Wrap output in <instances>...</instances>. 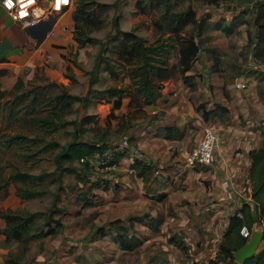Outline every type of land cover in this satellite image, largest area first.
<instances>
[{
	"label": "rangeland",
	"instance_id": "obj_1",
	"mask_svg": "<svg viewBox=\"0 0 264 264\" xmlns=\"http://www.w3.org/2000/svg\"><path fill=\"white\" fill-rule=\"evenodd\" d=\"M261 1L169 0V11L191 5L202 24L196 38L200 50L187 72L194 76V87L182 83L177 54L172 52L168 60L171 77L160 84L157 102L132 116L127 99L115 109L99 92L129 82L127 67L116 52L122 31L134 30L147 43L168 36L164 4L160 0H73L64 16L55 15L61 39H56L54 27L43 41L47 48L29 65L28 76L18 87L5 89L0 100V181L14 171H55L54 157L60 147L42 146L48 141L63 146L77 131L68 124L50 132L37 118L59 113L62 94L80 98L62 110L64 119L79 121L85 115H97V123H89L78 138L95 140L107 130L106 143L114 151L123 149L124 156L110 167L97 158L87 168L74 161L75 172L48 176L36 186L11 182L2 189L0 209L38 216L28 241H4L0 235V264H13L10 260L16 264H209L215 260L228 216L239 202L236 195H243L236 186L249 194L248 167L237 154L245 148L236 143L226 151L221 144L209 166L190 167L187 156L205 127L216 134L224 131L225 137L231 128L239 133L252 130L258 136L249 138L248 148L261 145L264 55H254L258 47L252 15L231 34L211 28L221 17L229 24L233 6L241 10ZM136 2L146 8L145 13ZM75 11L83 14L76 22ZM155 21L162 22L163 30L155 28ZM194 31L195 24L188 25L182 34L195 35ZM76 36L95 41L80 45ZM108 64L116 76L105 67ZM238 82L245 88L238 89ZM200 105L205 106L207 118L196 109ZM217 105L227 111L217 110ZM154 109L158 112L153 113ZM163 126L172 131L160 133L158 128ZM14 135L27 139L7 146L5 140ZM34 137L42 140L31 142ZM217 151L225 152L227 169L221 166L224 161L218 159ZM18 186L40 194L20 199L15 193ZM49 228H55V233L46 234ZM120 235L127 236L131 248L121 246Z\"/></svg>",
	"mask_w": 264,
	"mask_h": 264
},
{
	"label": "trees",
	"instance_id": "obj_2",
	"mask_svg": "<svg viewBox=\"0 0 264 264\" xmlns=\"http://www.w3.org/2000/svg\"><path fill=\"white\" fill-rule=\"evenodd\" d=\"M164 4V15L167 17L166 29L168 36L164 39L157 38L151 43H147L146 39L135 33L134 30L122 31V37L117 44V55L119 60L127 67L125 77L129 79L128 84L122 86H108L102 89L99 93L102 98L112 102V108L118 109L121 107L124 99H127L128 113L132 116L136 111H141L143 107L149 105H155L157 102L158 91L161 87V83L168 80L171 77L172 69L168 63L169 56L172 52L177 54V67L179 73L182 75V83L188 86L190 89L194 87V76L187 72L193 66V63L199 53L200 47L197 41L199 35L198 29L201 25L196 19L194 8L188 5L186 8L169 11V0H160ZM136 5L140 7V11L145 13L146 8L141 7L140 2H136ZM217 6V5H216ZM233 12L229 16V24H225V18H218L216 23L211 27L214 30H218L225 34H231L238 26L247 23V15H252V24L255 26L254 44L257 45L258 50L254 52L255 56L264 55V0L256 3L253 7H245L238 10L237 6L231 8ZM78 16H83L81 12H73V19L77 20ZM195 24V35L190 33L188 35L182 34L183 29L188 25ZM205 24V22H204ZM203 24V25H204ZM154 26L157 30L161 31L164 28L162 22H154ZM76 40L80 45L85 42H94L92 37L79 38L76 36ZM105 67L109 68V72L115 73L112 69V65L108 64ZM68 69V67H67ZM107 70V68H105ZM67 77L74 80L72 75ZM21 80H17L14 87H18ZM92 82H90L91 84ZM4 95V90H0V100ZM63 101V107L58 112L53 111L50 115L38 117L37 119L41 123L42 127L47 131L53 132L58 127H64L68 124H72L76 135L65 145L60 146L55 141L46 142L41 149L49 147H60L59 152L54 157L56 169L54 172L47 173L42 172L39 174H31L22 171H14L8 174V176L0 181V192L7 187L11 182H27L33 186L42 183L46 177L57 174L59 177L63 172L69 173L75 172L73 167L74 161H80L81 158L91 157L95 153L103 155L109 149L108 142L106 143L107 130L100 133L95 140L86 141L78 138L82 132L87 128L89 123H97V115H85L79 121L66 120L62 116V110L70 109L73 101H79L80 98L75 95L62 94L60 96ZM206 114L205 106L200 105L196 108ZM217 110L227 111L223 106H216ZM172 129L169 127H160V133H170ZM260 136L262 138L261 145L257 148H253L248 151L250 158V166L248 169V180L251 185V199L252 204L247 201H243L239 208H237L233 214L228 217L227 226L223 232V241L220 242L218 247V253L215 260H211L209 264H238L234 261L233 252L242 246L247 238H244L240 234L242 226H246L251 232L253 231L256 223L260 224L262 231V241L259 245L256 253L241 264H264V124L260 126ZM27 139L25 136L14 135L8 137L5 142L6 145H11L14 140ZM42 140L39 137H34L31 142ZM114 148V147H112ZM40 149V150H41ZM116 149V148H114ZM39 150V151H40ZM124 156V150H113L110 153L106 166H113L118 162L120 157ZM140 160L135 159L136 164H140ZM84 167H89L88 162H81ZM16 195L20 199H30L40 194L38 190L26 187H16ZM83 199L85 197H82ZM38 215L33 212L26 214L19 211L3 210L0 209V219L4 222L0 233L5 237L6 241L12 239L22 238L24 241H28L34 233L31 226L35 223ZM57 223V222H55ZM121 230L125 231L124 227ZM101 235H104L102 229H99ZM54 234L55 228H49L46 234ZM42 235L41 232H39ZM119 243L124 249L131 248L129 239L126 235L118 236ZM179 243V242H177ZM11 263L16 264L15 261L10 260Z\"/></svg>",
	"mask_w": 264,
	"mask_h": 264
},
{
	"label": "crops",
	"instance_id": "obj_3",
	"mask_svg": "<svg viewBox=\"0 0 264 264\" xmlns=\"http://www.w3.org/2000/svg\"><path fill=\"white\" fill-rule=\"evenodd\" d=\"M67 12L68 10L61 15L64 16L65 13ZM64 22L68 24L67 17L64 19ZM55 25L57 26L58 24L57 23L55 24L54 22L52 29L55 27V30L57 32L56 39L59 40L61 39L59 37V34L62 31L60 30V25L58 26V28ZM44 39L38 44L36 35L28 34L25 28L21 27L18 23L12 21L9 15L0 6V90L3 91L7 88L14 87V84L16 83L18 79L22 81L24 77L28 76L27 74L28 72L26 73V71L29 70L30 68L29 65L33 63V60L37 59L38 55L41 53L43 49L47 48L46 43L43 42L45 41ZM24 73L26 74L25 76H23ZM193 82H194V79H193ZM156 110L154 109L153 113L158 112ZM162 114H163V111L159 110V115H162ZM239 129H242V128L239 127ZM238 131L239 130L233 131V128H231L230 134H228L227 137H225L226 135H224V131L219 132V134H216L218 138L217 140L219 141L218 147H221V144H223L222 148L226 149L227 151L229 147L233 148V146H235L236 143H239V145H241L240 147L244 146L245 152L241 151V152H238L237 154L240 156L239 158L240 160L242 159L245 160V165H246L245 167H248L249 169L251 160L249 158L248 151L251 150L252 148L251 146L250 148H248V145H249L250 139H253V136L257 137L258 135H256V132L252 130L247 131V129H242L241 130L242 133H239ZM224 154L225 152L222 153L221 151L219 152L217 151L216 156L221 161L223 159L224 164H222L221 166L224 167V169H227L229 167V163L226 162L227 157H225ZM223 157H225L226 159H224ZM229 180L226 181V183L229 184L230 182ZM248 183H249L248 189H247L249 193L248 196L244 195L245 194L243 191L244 189H240V188L238 189L237 188L238 186H236L237 193H243V195L241 194V196L239 197L236 196L239 202L234 203L235 210L240 207L243 201H247L250 204H252L253 202L251 199V185H250V182ZM234 211L231 214H233ZM0 223L3 224V221L1 219H0ZM255 225L259 226V228L261 229L260 224L256 223ZM225 226H227V223ZM0 235L2 234L0 233ZM2 237L5 241V237L3 235Z\"/></svg>",
	"mask_w": 264,
	"mask_h": 264
},
{
	"label": "built area",
	"instance_id": "obj_4",
	"mask_svg": "<svg viewBox=\"0 0 264 264\" xmlns=\"http://www.w3.org/2000/svg\"><path fill=\"white\" fill-rule=\"evenodd\" d=\"M46 2V5L44 3ZM73 0H0V6L9 15L12 21L18 23L21 27L37 26L35 31L40 30L43 26H38L41 22L53 19L55 15H61L71 8ZM56 21V20H55ZM40 32V31H39ZM52 34V28L47 31L46 37ZM238 89L245 88V84L237 83ZM218 146L216 133L210 127H205L199 141L191 149L187 156V165L194 167L195 165L209 166L215 160V150ZM109 149L99 155L95 153L91 157L81 158L80 162H88L92 165V160L97 158L101 165H105L108 161L111 151ZM103 160V163L101 162ZM241 196V195H236ZM256 225H254L255 227ZM240 234L244 238H249L251 231L242 226Z\"/></svg>",
	"mask_w": 264,
	"mask_h": 264
},
{
	"label": "water",
	"instance_id": "obj_5",
	"mask_svg": "<svg viewBox=\"0 0 264 264\" xmlns=\"http://www.w3.org/2000/svg\"><path fill=\"white\" fill-rule=\"evenodd\" d=\"M44 5H46V2L44 3ZM54 22L55 19H50L48 21L41 22L38 26H45H43L38 31H35V28L37 26H29L26 27L25 30L28 34H35L37 38V43L39 44L46 37L47 31L52 28ZM261 241L262 231L258 229L253 230L249 239L233 252L234 261L238 264H241L247 259L251 258L256 253Z\"/></svg>",
	"mask_w": 264,
	"mask_h": 264
}]
</instances>
